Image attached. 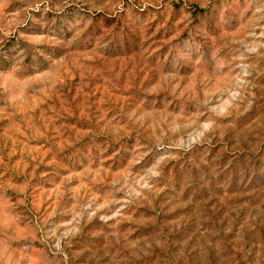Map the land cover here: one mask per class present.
<instances>
[{"label":"rangeland","instance_id":"obj_1","mask_svg":"<svg viewBox=\"0 0 264 264\" xmlns=\"http://www.w3.org/2000/svg\"><path fill=\"white\" fill-rule=\"evenodd\" d=\"M0 264H264V0H0Z\"/></svg>","mask_w":264,"mask_h":264}]
</instances>
